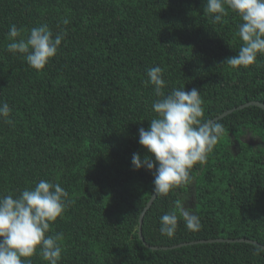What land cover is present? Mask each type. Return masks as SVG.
Here are the masks:
<instances>
[{
    "label": "trees",
    "instance_id": "trees-1",
    "mask_svg": "<svg viewBox=\"0 0 264 264\" xmlns=\"http://www.w3.org/2000/svg\"><path fill=\"white\" fill-rule=\"evenodd\" d=\"M205 0H0V196L14 198L41 181L68 192L62 217L48 235L58 241V264H264V251L248 243L195 240L247 239L264 246V111L235 110L218 120L224 132L192 181L167 196L153 193V175L134 170L132 156L148 155L138 142L156 116L147 70L159 66L165 95L200 90L204 121L251 101L264 104V55L247 68L224 64L242 45V21L228 10L213 23ZM67 19L68 24L63 20ZM15 25L27 38L47 25L64 34L42 70L11 53ZM217 122V121H216ZM250 136L256 147L243 141ZM182 200L199 220L183 219L175 236L161 235L160 217ZM257 249L261 251L257 254ZM30 264H48L39 251Z\"/></svg>",
    "mask_w": 264,
    "mask_h": 264
},
{
    "label": "clouds",
    "instance_id": "clouds-1",
    "mask_svg": "<svg viewBox=\"0 0 264 264\" xmlns=\"http://www.w3.org/2000/svg\"><path fill=\"white\" fill-rule=\"evenodd\" d=\"M228 10L242 21L238 35L242 41L238 53L226 59L224 64L232 68H247L253 65L258 54L264 55V0H205L204 12L211 14L212 22L219 23ZM68 24L67 19L63 20ZM21 30L15 25L8 32L11 53L23 55L27 64L39 71L54 58L64 39L63 33L53 36L47 25L32 27L27 38L18 37ZM145 84L154 86L158 97L152 104L156 116L145 130L139 129L138 142L148 155L143 159L139 153L132 156L134 170L146 169L153 179V192L167 196L180 185L192 181L194 166H203L208 154L213 151L224 132L220 122L204 121V110L200 90L175 89L165 95V81L159 66L147 70ZM11 108L0 102V119L12 123ZM68 192L58 183L41 180L34 188L23 190L15 198L0 196V264H30V258L39 251L48 264H58L61 258L62 233L48 235L51 224L62 217ZM183 219L189 231L200 229L199 220L176 200L174 210L160 217L161 235L169 239L175 236L179 221ZM261 250L257 249V254Z\"/></svg>",
    "mask_w": 264,
    "mask_h": 264
},
{
    "label": "water",
    "instance_id": "water-1",
    "mask_svg": "<svg viewBox=\"0 0 264 264\" xmlns=\"http://www.w3.org/2000/svg\"><path fill=\"white\" fill-rule=\"evenodd\" d=\"M247 107H257L261 110L264 111V104L260 103V102H257V101H251V102H248L244 105H240L239 107L237 108H233V109H230V110H227L225 112H223L222 114L218 115L217 117H215L214 119H212L211 121L212 122H216L218 121L219 119L225 117L226 115L228 114H231L232 112H234L235 110H241V109H244V108H247ZM157 197V195H155V193L153 192L149 201L146 203L145 207L143 208L140 216H139V219H138V235H139V238L140 240L143 242V237L141 236V224H142V220H143V217L145 215V213L147 212V210L150 208V206L152 205V203L154 202L155 198ZM213 242H219V243H234V242H244V243H248V244H253V245H257L258 247H260L263 251H264V246L258 244L257 242L255 241H251V240H247V239H239V240H231V239H214V240H210V241H196V242H191V243H182V244H178V245H174V246H171V247H157V246H150V245H147L145 242L144 245L146 248H148L149 250H152V251H155V250H169V249H176V248H180L182 246H185L187 244H195V243H213Z\"/></svg>",
    "mask_w": 264,
    "mask_h": 264
},
{
    "label": "rangeland",
    "instance_id": "rangeland-1",
    "mask_svg": "<svg viewBox=\"0 0 264 264\" xmlns=\"http://www.w3.org/2000/svg\"><path fill=\"white\" fill-rule=\"evenodd\" d=\"M243 141H245L246 143H248L249 145H254L253 147H256V143L258 144V141H256V139L250 137V136H247ZM231 240H236V239H231ZM239 240V239H237ZM196 241H201V240H195V241H191V242H196ZM202 241H205V240H202ZM191 242H185V243H191ZM234 243H244V242H234ZM182 244V243H180ZM195 244H203V243H195ZM229 244V243H228ZM230 244H233V243H230ZM259 244V243H258ZM188 245H194V244H187L185 246H188ZM253 245V244H252ZM261 245V244H260ZM185 246H182V247H185ZM257 246V245H256ZM263 246V245H262ZM181 248V247H180ZM260 248V247H259ZM261 249V248H260Z\"/></svg>",
    "mask_w": 264,
    "mask_h": 264
}]
</instances>
